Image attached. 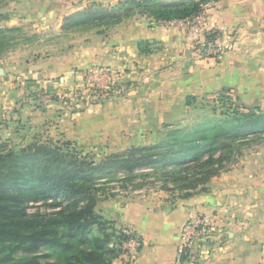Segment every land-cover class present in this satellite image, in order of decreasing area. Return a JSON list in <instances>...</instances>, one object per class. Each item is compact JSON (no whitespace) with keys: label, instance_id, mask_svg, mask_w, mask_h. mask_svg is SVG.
<instances>
[{"label":"crops","instance_id":"1","mask_svg":"<svg viewBox=\"0 0 264 264\" xmlns=\"http://www.w3.org/2000/svg\"><path fill=\"white\" fill-rule=\"evenodd\" d=\"M119 1L16 0L14 4L19 10L12 12L10 22L14 25L35 20L44 22L45 29L55 31V26L61 28L65 17L92 4ZM208 7H211L207 11L211 31L227 38L234 31L244 35L250 29L257 30L259 36L264 34V0H217ZM131 20L115 25L107 38H101L99 32H84L83 35H92V41L78 44L82 46L77 53L84 56L79 66H71L70 70L80 69V65L89 62L99 63L100 58L106 57L108 66L124 71L137 83L124 103L104 109L94 106L78 114L73 124L65 123L70 140L104 148L103 140H112L116 135L114 125H118L126 140L131 142L137 135L139 142L144 138L142 128L146 125L166 123L170 117L179 116V112L189 114L185 97L212 92L213 80L218 79L214 74H220L224 80L222 90L230 89L228 78L234 76V84L241 92L240 104L264 113L263 39L257 40L253 61L239 55L238 61L228 67L221 62L200 59L195 43L178 27L164 26L147 17H140V23L134 26ZM140 42L149 43L154 52L139 55ZM106 52L108 57H103L102 53ZM223 72L231 75L225 76ZM104 118L108 120L103 121ZM134 203H125L122 208L109 212L126 231L140 239L141 247L134 264H182L181 229L190 217L197 216L209 219L214 233L184 254L190 255L186 264H264V157L242 160L235 171L214 178L207 192L193 194L174 206Z\"/></svg>","mask_w":264,"mask_h":264},{"label":"rangeland","instance_id":"2","mask_svg":"<svg viewBox=\"0 0 264 264\" xmlns=\"http://www.w3.org/2000/svg\"><path fill=\"white\" fill-rule=\"evenodd\" d=\"M121 1L125 0H120L115 4L102 5L113 7ZM216 1L156 0L149 5L147 11L143 8L135 9L129 18H124L119 24L132 19L131 23L135 26L140 23V17H147V19L155 22L156 20L149 14L157 10V4L184 2L191 5L192 3L205 2L199 14L205 13L208 29L199 38L191 37L185 28L177 25L173 27H178L187 39L195 43V52L202 60H210L214 63L221 62L228 67L236 63L240 56H246V60L253 61V53L258 49L257 40H264V34L259 36L257 30L250 29L244 35L234 31L232 36L227 38L220 32L211 31L207 12L211 7L209 8L208 4ZM15 2L16 0H0V28L16 29L9 34V48L0 56V70H3V75L0 76V140L8 147L21 148L33 142L44 141H54L60 145L69 141L76 147L80 156L88 155L90 162L99 164L104 158L114 154H122L134 146L157 145L166 136L177 130L187 131L209 119L220 121L225 119V115L228 113L243 111V105L238 100L241 92L237 90L234 84V76H229L231 79L228 78L230 89L222 90L221 83L224 80L220 79V74H214L213 76H218V79L213 80L212 92L203 93L198 97L193 96L196 101L191 106H187L186 103L187 98L192 95L185 97V105L190 107L187 108L190 111L189 114L179 112V116L170 117L166 123H156L154 126L146 125L142 128L144 138L140 140L141 142L136 140L137 135H134L131 142L126 140V135L123 136L120 133L118 125H114L116 135L112 136V140L111 138L103 140L104 148H95L93 143L84 144L70 140L66 136L65 123L73 124L78 114L86 113L94 106L104 109L113 105H120L130 98L136 88L137 82H132L124 71H117L108 66V58L106 57L100 58V60L96 59L99 60V63L89 62L87 65H80L82 66L80 69L70 70L71 66H79V61L84 56L82 53H77L79 46H82L78 44H86V42L92 41V35H83L84 32H99L101 38H107L110 29L118 24H97L70 32H63L61 28L57 29L56 26L55 31L53 28L51 31L47 30L45 26L43 27L44 22L35 20L15 22L13 25L10 22V15L19 10L18 5L14 4ZM199 14L192 18L199 16ZM62 25L63 22L61 27ZM211 36H215L213 41L210 40ZM101 38L97 39L101 40ZM210 44H213L212 49ZM213 48L215 50L219 48L222 54L219 56L210 54L209 51L214 50ZM145 49L150 50V54L154 52L150 44L149 48ZM157 49L155 48V50ZM150 54H141L139 51V55L142 56ZM108 55L107 52L102 53L103 57H108ZM223 74L225 73L223 72ZM228 75L231 74L226 72L225 76ZM227 91L232 97L231 102L227 100ZM107 120L108 118H104L103 121ZM112 121H116V119ZM134 133L136 134V131ZM253 157H264V135L235 142L231 151L218 155L217 158L220 163L216 168H219V174L215 178L235 171L242 160ZM171 172V170L148 168L145 171L135 173L131 177L132 179L125 178L122 174H116L114 180L107 181L104 179L102 182L105 184L102 185L105 191L98 195L95 212L111 223L112 230L117 235L124 234L128 238L119 246V257L113 260L111 264H134L135 260L130 257L126 244L130 237H138L126 231L123 224H118L116 222L117 217L113 216L112 212L110 215V211L120 209L125 203L131 202L145 206L155 205L157 207L160 204L161 206H174L180 200L193 196L183 192L180 183H171V175L169 174ZM211 181L204 192L209 190ZM37 212L46 213L47 209L44 206H39L30 210L31 214ZM211 237L213 236L211 235ZM189 256L188 253L187 258ZM186 263L187 261L182 264Z\"/></svg>","mask_w":264,"mask_h":264},{"label":"trees","instance_id":"3","mask_svg":"<svg viewBox=\"0 0 264 264\" xmlns=\"http://www.w3.org/2000/svg\"><path fill=\"white\" fill-rule=\"evenodd\" d=\"M154 1L125 0L113 7L92 4L65 17L61 30L119 24L135 9L147 11ZM204 3L157 4L149 15L158 23L185 20L199 14ZM14 31L0 28V56L9 48V34ZM138 48L141 54L151 53L145 49L147 42ZM227 98L232 101L230 94ZM195 101L190 96L186 104ZM242 109L220 121L209 119L190 130L172 132L157 145L134 146L99 164L90 162L88 155L80 156L69 141L13 148L0 140V264H111L128 238L117 235L111 223L95 212L98 195L105 191L104 179L112 181L116 174L132 179L135 173L159 168L171 170V183H180L183 192H204L219 174L218 155L231 151L235 142L264 135V113ZM39 206L47 212L30 213ZM187 259L183 255L181 262Z\"/></svg>","mask_w":264,"mask_h":264},{"label":"built area","instance_id":"4","mask_svg":"<svg viewBox=\"0 0 264 264\" xmlns=\"http://www.w3.org/2000/svg\"><path fill=\"white\" fill-rule=\"evenodd\" d=\"M160 24L164 26L177 25L181 28H185L188 34L194 38H199L201 34L208 29L205 13L199 14V16L192 19L160 22ZM209 46H211L212 49L213 44H210ZM209 52L216 56L222 54V51L219 48H217V50H210ZM213 227L212 222L207 218L190 217L181 229L180 256L182 257L189 252L199 241L211 237L214 231ZM126 246L130 257L135 260L141 247L140 240L136 237H130Z\"/></svg>","mask_w":264,"mask_h":264},{"label":"water","instance_id":"5","mask_svg":"<svg viewBox=\"0 0 264 264\" xmlns=\"http://www.w3.org/2000/svg\"><path fill=\"white\" fill-rule=\"evenodd\" d=\"M3 75V70H0V76Z\"/></svg>","mask_w":264,"mask_h":264}]
</instances>
